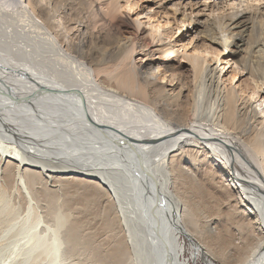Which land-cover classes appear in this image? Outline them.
Returning <instances> with one entry per match:
<instances>
[{
  "label": "bare ground",
  "instance_id": "bare-ground-1",
  "mask_svg": "<svg viewBox=\"0 0 264 264\" xmlns=\"http://www.w3.org/2000/svg\"><path fill=\"white\" fill-rule=\"evenodd\" d=\"M72 1L0 4V17L8 16L4 35L16 27L36 31L31 41L50 48L33 51L34 44L28 43L16 53L8 46L5 49L0 40V195L14 182L32 188L40 184L41 191L48 192V181L77 180L90 190L83 195L84 206L106 198V203L111 200L108 211L114 207L121 211L111 175L122 173L130 187L128 194L142 202L149 216V223L143 225L145 240L154 245V238L161 244L154 246L164 264H186L181 259L182 235L198 249L205 264H264V138L256 131L247 134L240 123L241 115L255 118L256 108L252 103L244 106L243 99L238 103L233 89L224 95L218 71L203 63H193L192 87L188 82L192 71L185 67L184 56L179 60L162 56L121 16L125 29L98 44V34L75 17ZM111 3L98 1L114 17ZM231 3L236 9L223 22V44H233L247 54L243 68L255 75L259 89L264 84V41L259 40L264 36V13L247 10L254 4L240 9L244 0ZM187 19L192 17L183 12L181 22ZM71 23L73 27L67 28ZM206 27L201 32L208 36ZM134 49L138 52L132 57ZM68 68L73 73H65ZM204 80L220 95L213 120L198 118ZM177 100L182 101L181 108ZM202 161L214 170L221 168L219 181H226L222 188L231 203L229 214L236 216L224 225L229 231L221 238L211 227L212 217L205 227H198L197 214L178 193L186 182L198 190L199 170L193 166ZM154 173H160L159 182ZM190 226L197 227L207 242L197 241ZM65 237L70 250L85 247L92 264H127L126 239L114 238L110 250L103 253V244L84 231L78 216L71 219Z\"/></svg>",
  "mask_w": 264,
  "mask_h": 264
},
{
  "label": "rangeland",
  "instance_id": "rangeland-1",
  "mask_svg": "<svg viewBox=\"0 0 264 264\" xmlns=\"http://www.w3.org/2000/svg\"><path fill=\"white\" fill-rule=\"evenodd\" d=\"M15 1L0 0V4L12 6ZM98 1L74 0L71 3L75 17L83 24L87 23L94 35L98 34V44H100V40L107 41L109 37L119 35L125 29L126 25L119 21V16H121L130 21L134 28H138L140 37L149 39L151 46L157 48L162 56L174 57L177 60L181 58L180 56H184L185 67L192 71L191 75H188V82L192 87L195 84L194 62L203 63V67L205 65L208 68L215 67L218 71L217 74L221 77L218 80V86L221 85L220 90L224 91V95L226 91L233 89L237 97L240 98L238 103L243 99L244 106L252 103V106L256 108L257 115L251 120L250 114L249 116L248 114L241 115L240 123L243 125L241 126L243 130L247 134L259 132L261 138H264V84L258 89L255 86V75L250 74V69L247 66L243 68V60L249 58L247 54L233 44L224 46L222 40L226 36L223 31L225 29L223 22L230 17L232 10L236 9V4L234 6L231 2L237 3L239 0H103L112 2L111 7H114L116 13L114 17L108 16L104 9L100 8ZM249 4H254V6L248 7L247 10L252 11L257 8V13L259 10L264 13V0H244L243 5L239 8H244ZM8 12L5 10V13L9 14ZM183 12L186 17L191 16L192 19L181 22ZM7 19L8 16L0 17V40H2V46L5 49L10 47L19 53L24 50V45L32 43L34 44L33 51L40 48L47 49L46 52L48 49L50 50L48 47H39L41 44L37 40L31 41L32 36L37 35L36 31H20V27H14L15 30L10 35H4L5 26L8 24ZM68 26L67 28H71L73 24H68ZM203 26H207L208 36L201 32ZM60 31L64 33L66 30L61 29ZM259 40L264 41V36L261 35ZM234 41L237 40L234 39ZM137 49L132 50V57L136 56ZM68 69H65V71L67 70L65 73L69 74L70 71L73 73L71 69ZM232 74H235L233 78ZM208 86L204 80V89L197 103V108L200 110L198 118L208 116L210 120L211 118L213 120L215 116H211L219 109L220 95L213 89V86ZM177 106L180 108L183 106L181 100H177ZM247 148L253 153L251 147L247 146ZM255 158L260 166L258 168L261 170L258 156ZM210 164L207 161H202L195 165L196 168L193 166V170H199L197 173L198 190H195L190 185L191 183L186 182L187 185L184 188L178 187V193L189 202L195 215L197 214V220L200 223L198 227H205L208 219L212 217L215 222L211 223V227H215L216 235L221 238L223 233L229 231H225V228H229L231 219L234 221L236 216L231 217L229 214L231 213V206H229L231 203L222 188L226 181L220 180L222 183L219 181L221 168L214 170ZM159 174H156L158 182ZM124 178L126 177L122 173L111 175V182H114L116 192L123 203V207L121 203V211L116 210L115 207L108 211L107 203H110L111 200L106 203V198L95 199L84 206L83 195L90 190L82 181H64L63 184L48 181L46 188L48 192H42L39 188L40 184L34 185V188L37 189L35 190L14 182L0 195V264H92L89 260L91 254H86L89 251L85 247L81 246L70 250L66 241V229L75 216L83 221L84 231L91 233L95 242L97 241L96 243L103 244L102 246L100 244L103 253L110 250L114 238L116 240L124 238L127 243V264H164L154 246L160 247L161 244L154 238L152 239L154 245L151 244V241L145 240L146 231L143 225L149 223V216L147 212L145 213L146 209L142 208V202H137L130 195V187ZM50 182L56 185L52 186L53 183ZM40 186L42 187V185ZM237 191L242 195L240 189ZM51 195H54L52 199ZM147 204V207L152 208L149 203ZM230 217L231 219H229ZM226 223L228 225L224 227ZM190 228L197 241L207 242V238L200 233L197 227L190 226ZM231 231L233 232V230ZM107 243L110 245H106ZM179 243L183 246L181 259L186 264H205L198 254V249L190 243L185 235L179 238ZM216 259L213 257L215 262H221L219 258Z\"/></svg>",
  "mask_w": 264,
  "mask_h": 264
}]
</instances>
